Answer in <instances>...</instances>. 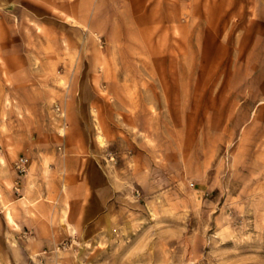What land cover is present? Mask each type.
Instances as JSON below:
<instances>
[{
  "label": "rangeland",
  "instance_id": "rangeland-1",
  "mask_svg": "<svg viewBox=\"0 0 264 264\" xmlns=\"http://www.w3.org/2000/svg\"><path fill=\"white\" fill-rule=\"evenodd\" d=\"M0 264H264V0H0Z\"/></svg>",
  "mask_w": 264,
  "mask_h": 264
},
{
  "label": "bare ground",
  "instance_id": "bare-ground-1",
  "mask_svg": "<svg viewBox=\"0 0 264 264\" xmlns=\"http://www.w3.org/2000/svg\"><path fill=\"white\" fill-rule=\"evenodd\" d=\"M99 141L101 142V144H103V137H102V136L99 137ZM1 160H2V159H1ZM3 162H4V161H2V163H3ZM5 217H6L7 222H8L10 225H16L15 222H14V220H13V216H12V214H11L10 211H6V212H5Z\"/></svg>",
  "mask_w": 264,
  "mask_h": 264
},
{
  "label": "built area",
  "instance_id": "built-area-1",
  "mask_svg": "<svg viewBox=\"0 0 264 264\" xmlns=\"http://www.w3.org/2000/svg\"><path fill=\"white\" fill-rule=\"evenodd\" d=\"M26 163V159H20L17 163V169L22 172L24 170V165Z\"/></svg>",
  "mask_w": 264,
  "mask_h": 264
},
{
  "label": "crops",
  "instance_id": "crops-1",
  "mask_svg": "<svg viewBox=\"0 0 264 264\" xmlns=\"http://www.w3.org/2000/svg\"><path fill=\"white\" fill-rule=\"evenodd\" d=\"M6 207V206H5ZM5 210V209H4ZM6 211H10L11 212V214H12V216H13V213H12V211L11 210H6ZM5 211V212H6ZM13 220H14V222H15V224L16 225H13L15 228H17V229H19L20 228V226H21V224H20V222L19 221H17L15 218H14V216H13ZM5 222L7 223V224H9L8 222H7V220H6V217H5ZM10 225V224H9Z\"/></svg>",
  "mask_w": 264,
  "mask_h": 264
}]
</instances>
